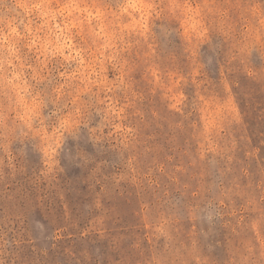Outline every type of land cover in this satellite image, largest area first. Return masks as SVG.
<instances>
[{
	"label": "rangeland",
	"instance_id": "1",
	"mask_svg": "<svg viewBox=\"0 0 264 264\" xmlns=\"http://www.w3.org/2000/svg\"><path fill=\"white\" fill-rule=\"evenodd\" d=\"M0 264H264V0H0Z\"/></svg>",
	"mask_w": 264,
	"mask_h": 264
}]
</instances>
